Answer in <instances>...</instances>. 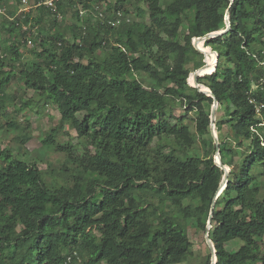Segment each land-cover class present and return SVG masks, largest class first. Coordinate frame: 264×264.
<instances>
[{
	"label": "trees",
	"instance_id": "1",
	"mask_svg": "<svg viewBox=\"0 0 264 264\" xmlns=\"http://www.w3.org/2000/svg\"><path fill=\"white\" fill-rule=\"evenodd\" d=\"M22 1L0 12V109L15 102L8 88L19 74L84 141H58L57 129L42 138L65 154L63 180L0 151V264H188L189 228L206 230L225 175L213 136L203 137L213 98L188 81L204 64L193 38L225 29L228 10L230 30L205 41L219 53L216 70L199 77L222 109L220 155L231 168L210 237L217 264H264V0H56V10L34 0L29 11ZM67 7L75 8L73 40L57 28ZM29 39L37 47L28 57ZM177 103L196 112L203 156L186 115H174ZM236 241L239 248L227 247Z\"/></svg>",
	"mask_w": 264,
	"mask_h": 264
},
{
	"label": "rangeland",
	"instance_id": "2",
	"mask_svg": "<svg viewBox=\"0 0 264 264\" xmlns=\"http://www.w3.org/2000/svg\"><path fill=\"white\" fill-rule=\"evenodd\" d=\"M114 1V0H112ZM171 0H163L164 6H167L170 3ZM106 1L101 3L100 12L106 11L107 6ZM143 4V3H142ZM97 5L96 3H93L92 6ZM2 6V7H1ZM4 6V7H3ZM15 2L14 0H8V4L6 5H0V12L1 14H8L9 9H14ZM32 7H34V0H26V2L22 1V4L20 5V10L29 11ZM68 14L67 16L62 20H58V26L60 30L66 31L68 34V37L73 40L74 36L71 31L68 29V25H71L74 22H77L76 18L73 16V10H71L69 7H67ZM92 10L84 9L83 15L88 17L90 15L94 16V13L91 12ZM131 18H136L135 13L130 14ZM145 19H148L146 17ZM184 28H182V31L186 30L187 22L185 21ZM35 30V29H34ZM37 32V31H36ZM35 32V33H36ZM34 33V32H33ZM34 33V34H35ZM7 36L6 33H4L2 30H0V45L2 40ZM34 37V36H33ZM33 41V45L27 43V46L23 47V52L28 57L32 56L31 49L37 47V45ZM200 46H202L205 50L204 59L200 55L196 57V61L200 60H206L208 63V67L206 70H212L214 68V58L210 54V49L205 46V43L203 41L199 42ZM100 52V51H99ZM214 53V52H213ZM100 56H104V52L99 53ZM215 54V53H214ZM215 58H217V55L215 54ZM194 62L190 64V68L193 69ZM205 70V71H206ZM205 73V72H203ZM191 75V74H190ZM189 83L191 85H194V76L192 73V76L190 79H188ZM9 94H15L16 99L13 103H7L5 110L0 109V113L7 112L8 116L4 117L3 115H0V151L1 150H11L14 153H19L21 155H24L25 157L36 160L39 164V167L43 170L44 176L48 181L53 180L54 177H58L60 180H63L62 177L65 176V174L71 173V171H63V161L65 158V154L59 153L56 151L48 150L43 147L42 145V138H44L48 133H50L53 129H57L56 132V139L61 142H71L73 144H78L79 142L82 143L84 139L79 136L78 132L72 128L69 124H63L61 123V113L54 104H45L40 101L39 95L31 88L26 87V85L23 83V81L20 79L19 74L17 77H15L10 84L8 88ZM30 101L29 105H23L24 102ZM21 108L20 111L15 112L14 109ZM186 108L181 107L180 103H177L175 105L174 109V115L176 117L186 115L185 122L190 124V128L192 132H195L196 135V148L194 149V152L197 155L203 156L205 153V146L203 144V140L200 138V135L196 132V112L194 110L186 111ZM221 108L218 107L217 111V118L218 116H221ZM85 114L80 113L79 116L83 117ZM16 121V127L9 125V120ZM172 122H175V118L171 119ZM226 128L228 130V126L226 125ZM218 138L219 141L223 140L225 138L226 129H224L221 132H218ZM212 134H206L203 137L204 138H210ZM27 137H29L27 139ZM238 152L240 154V150L238 149ZM236 160H239L238 157ZM67 179H71V176H67ZM59 180V181H60ZM206 231L197 229L195 227L189 228V235L190 239L193 243L192 247V255L188 258L187 263L188 264H203L207 257L209 255H212L211 250L207 244L206 238H205ZM242 245L240 241L232 242L228 244V248H239ZM77 264H82V258L81 260H78Z\"/></svg>",
	"mask_w": 264,
	"mask_h": 264
},
{
	"label": "water",
	"instance_id": "3",
	"mask_svg": "<svg viewBox=\"0 0 264 264\" xmlns=\"http://www.w3.org/2000/svg\"><path fill=\"white\" fill-rule=\"evenodd\" d=\"M232 2H233V0H232ZM226 24H227V26L223 30L210 32V33H208V34H206L204 36L193 38L194 47L205 55V51L202 50L199 47V42L203 41L205 43L206 40L221 36V35L227 33L230 30L231 21H230L229 10L227 11V14H226ZM216 53H217L218 59H217V63H216L214 71L216 70V67H217V64H218V60H219V53L218 52H216ZM207 67H208V63L206 62V60H204V64L201 67H199L196 70H194L192 73H193V76H194V85L193 86L197 87L199 89V91L203 92L207 96L213 98V106H212V109H211V116H210V119H211L210 131H211V134H212V136H213V138L215 140V144H216L215 161H216L218 166H220L222 169L225 170V175L223 177V180L220 183V185H219V187H218V189L216 191V194L214 196V201H213V204L211 206L210 215H209V219H208V223H207V228L205 230L206 231L205 238H206L207 244H208V246H209V248L211 250V253H212V264H217V250H216L215 243L213 242V240L210 237V229L212 228V221H213V217H214V210H215L216 200L221 195V193L224 191V189L227 186V183H228V180H229V173L231 171V168L229 166H228L229 168H227V165L222 163L221 155H220V148H219L220 141H219V138H218L217 126H216L217 111H218V107H219V101H218L216 95L213 93V91L209 87L199 83V77H203L206 74H211L212 73V72L211 73H207V72L203 73L207 69Z\"/></svg>",
	"mask_w": 264,
	"mask_h": 264
},
{
	"label": "built area",
	"instance_id": "4",
	"mask_svg": "<svg viewBox=\"0 0 264 264\" xmlns=\"http://www.w3.org/2000/svg\"><path fill=\"white\" fill-rule=\"evenodd\" d=\"M24 2H26V0H23ZM44 4H46V5H48L49 7H51L53 10H56V8H57V5H56V0H45L44 2H43ZM1 11V10H0ZM83 13V12H82ZM120 22V20L118 19V20H116L115 22H110L112 25H115V24H117V23H119ZM28 43L29 44H32L33 45V40H31V39H29L28 40ZM264 64V63H263ZM71 259V257L69 256L68 257V260H70Z\"/></svg>",
	"mask_w": 264,
	"mask_h": 264
},
{
	"label": "bare ground",
	"instance_id": "5",
	"mask_svg": "<svg viewBox=\"0 0 264 264\" xmlns=\"http://www.w3.org/2000/svg\"><path fill=\"white\" fill-rule=\"evenodd\" d=\"M209 52H210L211 56L214 58V68H213L212 70H206V71H204V72H211V71H214L215 66H216V63H217V58H215V54L213 53V51L210 50Z\"/></svg>",
	"mask_w": 264,
	"mask_h": 264
}]
</instances>
